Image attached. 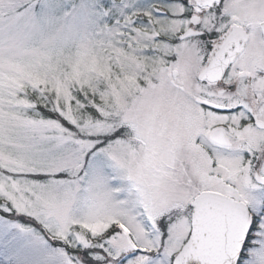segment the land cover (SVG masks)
I'll use <instances>...</instances> for the list:
<instances>
[{"label": "snow or ice", "instance_id": "obj_1", "mask_svg": "<svg viewBox=\"0 0 264 264\" xmlns=\"http://www.w3.org/2000/svg\"><path fill=\"white\" fill-rule=\"evenodd\" d=\"M0 264H264V0H0Z\"/></svg>", "mask_w": 264, "mask_h": 264}]
</instances>
